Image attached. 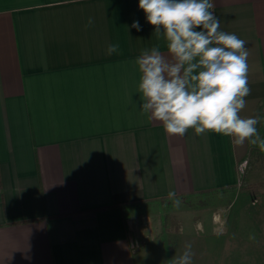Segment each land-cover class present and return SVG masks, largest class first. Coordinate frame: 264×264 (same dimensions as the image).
<instances>
[{"label":"crops","instance_id":"crops-1","mask_svg":"<svg viewBox=\"0 0 264 264\" xmlns=\"http://www.w3.org/2000/svg\"><path fill=\"white\" fill-rule=\"evenodd\" d=\"M214 4L246 42L249 118L264 110V0ZM153 28L138 0H0V264H141L142 228L170 191L240 186L257 146L170 136L141 113L135 59L166 52Z\"/></svg>","mask_w":264,"mask_h":264},{"label":"clouds","instance_id":"clouds-1","mask_svg":"<svg viewBox=\"0 0 264 264\" xmlns=\"http://www.w3.org/2000/svg\"><path fill=\"white\" fill-rule=\"evenodd\" d=\"M138 8L166 47L165 52L154 44L135 59L141 113L150 122L162 123L170 136L183 137L192 129L197 136L215 133L235 144L247 141L264 152L258 129L264 110L249 118L240 115L251 92L246 42L220 27L214 0H138ZM130 28L140 32L143 25L137 19ZM120 52L119 43L106 48L108 56ZM247 163L240 165L241 171ZM167 199L175 208L182 204L175 190ZM194 255L192 244L186 243L173 264H193Z\"/></svg>","mask_w":264,"mask_h":264},{"label":"rangeland","instance_id":"rangeland-1","mask_svg":"<svg viewBox=\"0 0 264 264\" xmlns=\"http://www.w3.org/2000/svg\"><path fill=\"white\" fill-rule=\"evenodd\" d=\"M246 161L240 186L181 199L179 208L167 200L150 214L136 248L141 264H173L186 243L193 264H264V152Z\"/></svg>","mask_w":264,"mask_h":264},{"label":"trees","instance_id":"trees-1","mask_svg":"<svg viewBox=\"0 0 264 264\" xmlns=\"http://www.w3.org/2000/svg\"><path fill=\"white\" fill-rule=\"evenodd\" d=\"M256 194H257V192H256ZM103 208H106V207H100V208H97V209H94V210H99V209H103Z\"/></svg>","mask_w":264,"mask_h":264},{"label":"built area","instance_id":"built-area-1","mask_svg":"<svg viewBox=\"0 0 264 264\" xmlns=\"http://www.w3.org/2000/svg\"><path fill=\"white\" fill-rule=\"evenodd\" d=\"M240 169H241V168H240ZM244 171H245V169H244L243 171H241V174H242V175H243Z\"/></svg>","mask_w":264,"mask_h":264}]
</instances>
